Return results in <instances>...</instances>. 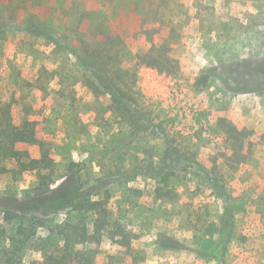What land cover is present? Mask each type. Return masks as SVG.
Segmentation results:
<instances>
[{
    "label": "rangeland",
    "instance_id": "374dc122",
    "mask_svg": "<svg viewBox=\"0 0 264 264\" xmlns=\"http://www.w3.org/2000/svg\"><path fill=\"white\" fill-rule=\"evenodd\" d=\"M64 1L45 3L41 13L49 17L51 5L55 17H61ZM68 1L65 6L75 5L74 0ZM23 2L16 0L19 5ZM37 2L30 0L29 5ZM87 4L92 2L87 0ZM205 4L215 6L221 15L237 17L239 22L231 24L235 32L230 35L223 30L227 36L221 39L219 50L207 53L195 21L188 34L197 40L193 53L181 60L183 73L166 76L143 68L136 82L129 79L146 119L154 120L142 140L131 137L109 95L91 90L83 75L73 73L70 92L55 78L57 52L52 54L54 46L48 45L53 37L60 39L61 33L50 30L75 28L77 14L69 27L59 20L48 21L49 36L37 38L25 28L17 29V12L0 7V21L9 25L6 37L0 38V97L9 98L25 79L35 83L40 76L36 61L49 67L50 96L40 88H30L37 104L33 119L44 137V147L38 151L54 159L51 170L59 179L56 185L73 182L81 197L62 208L60 201L30 206L25 218L9 214L6 206L21 204L42 191L38 172L17 173L15 164L10 165L14 172L0 177V244L8 235L3 230L20 224L29 227L32 245L24 264H45L56 242L64 249L75 247L78 264H264V0H207ZM191 10L195 9H189L194 14ZM33 16L26 26L37 28L41 20L33 22ZM254 24V29H245ZM81 26L88 34L93 23ZM213 38L208 36L207 41ZM228 44L233 51L227 50ZM11 47L15 48L12 52ZM135 61L130 51L126 67L133 70ZM233 63L240 68L238 72L220 68ZM24 66L27 74L20 73ZM45 106L47 110L40 113ZM224 119L248 134L241 154L223 130ZM163 129L177 146L175 157L190 162L177 160L168 170L162 169L167 149ZM196 161L220 175L225 193L217 195L206 185H194L195 175L203 172ZM84 198L107 203L116 225L131 234V247L116 244L107 235L75 246V235L84 226L91 234L94 231L92 214L79 205ZM227 202L233 206V220L225 217ZM229 231L232 239L227 238Z\"/></svg>",
    "mask_w": 264,
    "mask_h": 264
},
{
    "label": "trees",
    "instance_id": "16d2710c",
    "mask_svg": "<svg viewBox=\"0 0 264 264\" xmlns=\"http://www.w3.org/2000/svg\"><path fill=\"white\" fill-rule=\"evenodd\" d=\"M54 1L38 0L37 3L29 5L30 0H24L23 4L19 5L16 0H10L9 4H6L5 0H0V7L14 10L15 14L17 12L15 18L19 26L17 29L20 31L25 28L24 31L27 34L37 38L49 36L45 26L48 21L56 23L55 20H59L60 23L65 22L69 27L72 16L77 14L75 22L78 24L75 28L50 30L53 32L60 30L61 33H59L60 39L53 37L52 43L48 45L54 46L52 54L57 52V59L53 60V64L57 63L53 69L56 70L55 78L58 76L57 79L61 80L62 88L70 92L73 86V73L83 75L85 79L87 78L91 90L109 95L111 105L130 128L131 137L141 140L148 136V130L153 127L154 120L146 119L141 100L130 88L129 79L131 78V82H136L143 68L166 76L183 73L181 60L193 53L191 48L197 40V37L188 34L190 25L195 21L197 24L193 25L199 29L198 36L202 39L201 44L207 53L213 48L219 50L221 39L227 36H224L222 31L225 30L231 35V32H235L231 24L239 22V19L230 13L219 14L215 6L205 4L207 0H90L92 2L90 6L87 0H74L75 5L72 7L65 6L69 4L66 0L59 8L61 17L54 15L55 7L51 6L55 4ZM45 3L51 4L49 17L41 13V7H44ZM191 8L195 9V12L191 10L194 14L189 13ZM69 9L76 10V13H72ZM32 15H34L33 22L41 20L37 28L26 26ZM86 21L93 23L88 34L81 26ZM0 26V38L6 37L9 25L5 21H0ZM255 26L254 24L245 29H254ZM207 29L209 32H206ZM261 30L264 36V27ZM208 36H214L211 43L207 41ZM226 48L233 51L229 44ZM14 50V47L9 49L10 52ZM130 51H133L136 58L133 70L125 65ZM24 57L25 62H28V54ZM47 59L52 61V57ZM35 64L39 66L37 72L40 75L35 83L25 79L9 98L0 97V177L14 171L21 174L35 171L38 172L42 189L40 194L33 198L26 197L21 204L14 202L5 208L2 207L9 214L22 215L24 218L28 214L26 209L30 206L37 208L46 204L45 201L54 203L60 201V208H62L68 202L81 198L78 197L80 188L73 182L64 181L59 187L56 185L59 179L56 172L51 170L54 159L45 152L38 151L40 147H44V137L39 129L38 121L33 119L37 104L35 99L32 100L30 97V88H40L49 92L50 96V91L47 89L51 87V83L47 79L49 67L44 63L39 65V61ZM25 66L29 65L25 64ZM25 66L21 69V74L28 73ZM220 68L228 73L240 70L235 63L222 64ZM32 69H34L33 66ZM207 71L213 73V68ZM206 78L208 79V76ZM47 108L48 106L43 107L40 113ZM222 124L228 140L241 154L246 147L247 132L227 119L222 120ZM162 135L169 139L166 138L167 149L163 158V170H168L171 167L170 163L177 160L181 162L192 160L176 158L177 146L170 141V136L165 129ZM11 164L16 166L14 171L10 168ZM196 165L203 170L195 175L197 177L194 185L197 188H203L206 185L209 190L216 191L217 195L225 193L226 185L215 170L208 171L199 161H196ZM79 205L92 214L94 231L91 234L88 227L84 226L82 231L75 235V246L89 244L92 240H100L107 235L114 243L131 247V234L126 233L121 225H116L118 222L113 221L104 200L84 198L80 200ZM225 207V217L233 220V206L227 202ZM28 229L29 227L26 228L25 225L20 224L7 231L3 230L8 235L5 237L4 244H0V264H24V258L32 245ZM230 229L232 230V227ZM227 238H233L231 231L228 232ZM245 240L248 241L249 237ZM52 247L45 256L47 261L45 264H78L76 258L78 253L73 249L75 247L70 248L67 245L64 249L60 247L59 242Z\"/></svg>",
    "mask_w": 264,
    "mask_h": 264
}]
</instances>
